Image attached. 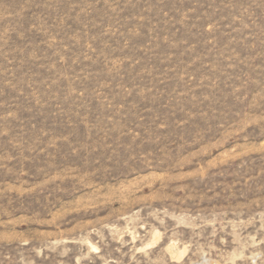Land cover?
<instances>
[{
	"label": "rangeland",
	"instance_id": "obj_1",
	"mask_svg": "<svg viewBox=\"0 0 264 264\" xmlns=\"http://www.w3.org/2000/svg\"><path fill=\"white\" fill-rule=\"evenodd\" d=\"M0 264H264V0H0Z\"/></svg>",
	"mask_w": 264,
	"mask_h": 264
}]
</instances>
